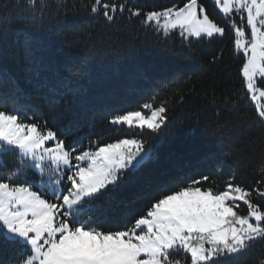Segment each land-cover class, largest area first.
Listing matches in <instances>:
<instances>
[{
    "label": "snow or ice",
    "instance_id": "obj_1",
    "mask_svg": "<svg viewBox=\"0 0 264 264\" xmlns=\"http://www.w3.org/2000/svg\"><path fill=\"white\" fill-rule=\"evenodd\" d=\"M55 3L64 11L58 13L57 26L47 25L49 32L69 23V17L99 18L108 24L124 17L136 21L138 31L153 34L157 45H167L168 37L178 34L179 45L165 49L171 55L192 50L194 41L222 39L230 32L241 59V95L224 99L233 109L243 99L252 105L253 111L240 119L257 122L264 150V0H214L223 24L200 0H169L167 6L150 9L135 0ZM50 7L49 0H14V9L22 8L25 21L38 29L46 27ZM16 38L38 63L43 62L38 53L52 43L50 36L27 29L18 30ZM222 55L213 56L212 62ZM64 67L80 75L71 63ZM3 76L6 73H0ZM62 86L64 78L58 75L53 87ZM69 91L74 98L79 95L82 106L105 103L107 123L129 134L107 142L89 140L86 147L70 146L62 132L71 134V126L54 129L47 120L29 115L33 106L22 103L19 90L8 96L0 93V156L13 155L11 167L0 162V241L14 251L0 264H224L264 241V162L251 185L237 182L235 173L220 182L209 175L193 178L177 163L175 175L165 171L155 180L141 215L123 227H101L93 215L100 208L97 198L156 158L155 143L170 121L169 107L154 94L131 110H118L115 99L89 96L79 87ZM175 95L183 102V93L176 90ZM9 101L12 108L5 109ZM217 173L223 175L219 168ZM253 264H264V245Z\"/></svg>",
    "mask_w": 264,
    "mask_h": 264
},
{
    "label": "trees",
    "instance_id": "obj_2",
    "mask_svg": "<svg viewBox=\"0 0 264 264\" xmlns=\"http://www.w3.org/2000/svg\"><path fill=\"white\" fill-rule=\"evenodd\" d=\"M63 2L70 6L72 0ZM135 2L146 9L169 4V0ZM200 2L218 23H224L213 0ZM49 3L46 27L38 29L25 21L22 8L14 9V0H0V18L10 15V19L0 20V37H5L0 40L3 49L0 73H6L0 78V93L8 96L19 90L25 98L22 103L33 106L28 109L29 115L47 120L54 129L71 126V134H62L74 147H86L89 140L96 138L107 142L129 133L126 128L118 131L107 123L105 103L82 106L79 95L74 98L69 89L79 87L89 96L115 99L119 101L118 110H131L154 94L157 102L166 100L169 107L170 121L155 143L156 158L97 198L100 208L93 215L101 227H123L141 215L149 203L155 180L165 171L175 175L173 165L177 163L184 166L183 173L193 178L209 175L220 182L235 173L237 182L248 185L255 182L257 169L264 162L260 126L254 120L240 119L242 113L250 114L253 107L243 99L233 109L224 99L226 96L237 99L241 95L238 77L241 59L234 52L230 32L222 39L194 41L192 50L171 55L165 49L179 45L178 34L169 36L167 45H157L153 34L138 31L137 22L124 17H118L112 24L99 18L69 17V23L49 32L47 25L57 26L58 13L64 11L57 8L55 0ZM20 29L51 37V47L38 53L42 63L29 57L18 42L16 32ZM221 52L222 58L213 63L212 57ZM69 63L81 70L79 76L66 70L64 65ZM58 75L64 78L65 86L53 87ZM176 90L184 94L183 102H177ZM3 107L11 109V101ZM56 110L61 114L57 115ZM0 162L11 167L13 155H2ZM218 168L222 176L217 173ZM29 176L37 178L34 172H29ZM262 245L264 241L224 264H253ZM13 255L11 247L0 241V260L7 261Z\"/></svg>",
    "mask_w": 264,
    "mask_h": 264
},
{
    "label": "rangeland",
    "instance_id": "obj_3",
    "mask_svg": "<svg viewBox=\"0 0 264 264\" xmlns=\"http://www.w3.org/2000/svg\"><path fill=\"white\" fill-rule=\"evenodd\" d=\"M214 1V0H213ZM1 157V156H0ZM32 178V177H31ZM33 179H38V176H37V178H33Z\"/></svg>",
    "mask_w": 264,
    "mask_h": 264
}]
</instances>
